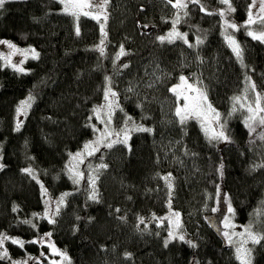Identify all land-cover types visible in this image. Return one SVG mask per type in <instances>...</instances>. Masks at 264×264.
Returning <instances> with one entry per match:
<instances>
[{
    "label": "trees",
    "instance_id": "obj_1",
    "mask_svg": "<svg viewBox=\"0 0 264 264\" xmlns=\"http://www.w3.org/2000/svg\"><path fill=\"white\" fill-rule=\"evenodd\" d=\"M250 1L231 0L236 19L246 20ZM200 2L211 9L221 5ZM210 12L216 14L189 4L176 25L187 43H161L157 37L172 28L177 13L168 0H109L101 56L97 21L81 16L77 36V22L59 0H5L0 39L36 47L39 55L28 59L31 68L24 72L0 61V234L26 242L21 248L8 241L10 259L0 264H11L27 250L39 252L38 243L27 241L48 230L69 253L70 264H241L234 245L224 246L208 219L225 195L238 227L264 236V126L251 132L244 111H232L247 78L264 92V42L244 26L234 31L241 63L225 39L219 13ZM121 45L128 54L115 61ZM182 73L217 108L229 142H210L197 119L180 123L171 89ZM106 77L119 101L114 123L124 125L131 117L129 123L153 131L132 132L126 145L103 146L82 164L84 172L107 165L97 173L98 199L92 201L86 176L76 184L68 167L71 155L93 135L92 114L104 99ZM30 94L34 99L17 131L18 105ZM26 168L41 176L51 194L69 190L54 224L44 217L40 184ZM169 173L171 196L163 179ZM170 199L189 238L165 246L167 228L158 216ZM250 248L251 264H264V240L250 241Z\"/></svg>",
    "mask_w": 264,
    "mask_h": 264
},
{
    "label": "snow or ice",
    "instance_id": "obj_2",
    "mask_svg": "<svg viewBox=\"0 0 264 264\" xmlns=\"http://www.w3.org/2000/svg\"><path fill=\"white\" fill-rule=\"evenodd\" d=\"M59 2L63 5L62 11L74 17L76 20V35H80V28H79V20L81 16L83 17H89L99 23L100 26V33H101V39L99 44L97 45V50L100 52L101 56L104 55L105 51V42L107 41V36L108 33L106 31V25L108 21V13H107V5L109 3V0H59ZM169 4H172L174 8L177 9H187L189 4H196L200 6V10L202 12H206L208 15H213L216 13L208 11L203 4H201L200 0H175V3H173V0H168ZM221 3L225 4L228 6L227 8V13L234 12L235 9L231 6L230 0H221ZM5 4V0H0V8H3ZM258 5V12L254 13L253 9L256 8ZM226 12L221 11L219 15L221 17H224ZM188 13L187 11L184 12V15L186 16ZM181 17L178 14L175 19H173L172 24H173V29L171 32H169L166 36H160L157 37V39L163 43L167 41L168 43H172L175 39H182L187 43L186 36L187 34L180 33L176 30V25L180 23ZM254 24H260L264 26V0H253L252 4L249 5V10H248V18L245 22L244 27L246 28H251L252 25ZM224 26L225 30L227 29H233V30H239V27L235 24L230 22L229 20L225 19L224 20ZM145 27H147L145 25ZM249 36H251L253 39L259 40L261 42H264V32H260L257 34L254 31L249 30L247 33ZM225 39L228 41L229 46L231 47L233 53L237 57L238 60L243 63V50L240 46V44L234 39L233 36L231 35H226ZM0 43H5V42H0ZM197 43H203L201 40H197ZM191 47V45H189ZM8 47L10 49H13L14 51H20L19 49H16V46L9 43ZM33 52V58H38V53L35 52V50H31ZM128 53L125 51L123 45L120 46V50L117 53L115 57V61H119L121 57L127 55ZM13 67H16L13 65ZM123 68H127L128 65L124 64L122 65ZM17 71H24L23 68H17ZM181 82L185 85L186 89H189L193 92L196 93V96L192 98L195 102L194 103H189L188 101L190 98L188 96H184V99L186 103L184 104L183 107H178L176 109V115L180 118V123L183 125L187 122L188 119L194 118L200 121L201 128L204 131L206 137L209 139L210 142L212 141H229V136L226 134V131L224 129V125L220 122V113L217 112L210 103H208V98L207 94L202 91L199 88H193L192 85L187 84V78L181 76ZM248 83H249V88L252 91H255L256 85L254 82L251 81V78H247ZM106 81L108 82V87L106 88L104 92V99L106 101L105 105L100 106L99 108L94 109V115L98 120H101L102 123H104L105 128L104 131L101 132V135L97 138L95 142H90L89 144L85 145V152H78L72 156V160L76 161V163H71L68 167L69 175L70 178L73 180L74 183L79 184L81 179L83 178L84 174L83 172L78 170L77 165L82 164L84 162V156L85 154L87 156H92L96 152L100 151V146L103 145L104 147L107 148H112L114 144L116 143H121V144H127L128 140L130 139V135L132 132H152L153 130L151 128H146L142 125H136L134 122L132 123V126L129 127V122L131 121V117H128L125 120V127L120 129L119 132H113L109 131L110 125H111V117L113 115L114 109L118 108V104H114L113 100L110 99V97L114 98L116 97V93L112 90L111 88V78L106 77ZM177 87H174L171 89L174 93L177 94L179 97L182 95L181 92H177ZM132 89H129L131 91ZM248 89H246L247 91ZM34 98L32 96H29L28 100L22 101L21 105L17 108V116L20 117L21 115H25L27 113V110L31 107V102ZM246 100L247 97H234V104L232 111L236 112L237 111V105H239L240 108H247V111L249 113L248 117L245 119V125L246 127L249 128L251 132H255L256 128L253 127V124H258L260 126H264V107L261 106L260 104V99L261 96L259 93H256V103L255 106L253 105H248L245 103H242L241 101ZM107 110L105 115L106 119H102L101 113ZM122 111V109H121ZM91 119V118H90ZM22 126V121L18 119L17 124H16V130L19 131L20 127ZM95 131H99L98 129H95ZM112 137H115V139H112ZM264 139V136L261 137ZM4 165L0 164V168H3ZM102 168H107L106 164H101L97 166L96 169L93 171L96 173H99L100 169ZM222 168L223 165H221V175H222ZM23 171L29 175H32L33 178H35L34 172L30 168L23 169ZM96 176L90 175L89 176V182L92 185V191L89 195V199L92 201H97L98 199V194L95 190V184H96ZM163 179L168 183V189H169V195L171 196V191H172V183H171V173H169L167 176H165ZM43 189V185H41ZM46 194V190H44ZM218 194H219V189H218ZM67 195V194H65ZM227 198V197H225ZM64 203V196H61L60 200L57 202L56 209L54 212H51L50 209H46L44 213V217L48 219V222L51 224H54L55 221V216L59 214L60 207L63 206ZM15 211V209H13ZM117 211H119L117 209ZM217 211V209H213V212ZM227 211L229 213H233V209L231 208V205L229 204ZM51 213V214H50ZM38 215V214H34ZM176 216V222H175V228L179 229L180 228V223H179V213H174ZM25 224H32L31 220H25L23 221ZM141 223H143V219H141ZM33 227H35L34 224H32ZM225 227L231 228L233 225H231L230 220L228 217H225ZM50 233L45 234V236H50ZM224 235L227 237L228 242H232V235H240L243 237H246L244 240L241 241L240 247L236 249L237 253V259L240 260L241 264H251V249H248L245 247L247 242L250 240L253 244H259L261 240H264V236L255 234L252 232L251 227H246L244 229L243 233H232L229 234L228 232H225ZM5 239H11V242L13 244L19 245L21 248H23L25 241H22L17 238H9L6 236H3L0 234V249H3L0 251V260L4 259H10L9 254L6 248H3L4 241ZM179 239L180 241H185V237L180 234L177 235L174 232L170 231L169 232V239L165 241V246L171 241ZM44 237H41L39 240L33 239L31 241H27V243H43ZM190 246L195 247V244L192 243V241H186ZM48 247L51 249L53 254L60 255L63 260H67L66 253L60 252L58 249L54 247L51 243L48 244ZM43 255V253H41ZM130 255V254H129ZM29 259H32V257H29ZM11 264H27V261H12ZM50 264H58L56 261H51Z\"/></svg>",
    "mask_w": 264,
    "mask_h": 264
},
{
    "label": "rangeland",
    "instance_id": "obj_3",
    "mask_svg": "<svg viewBox=\"0 0 264 264\" xmlns=\"http://www.w3.org/2000/svg\"><path fill=\"white\" fill-rule=\"evenodd\" d=\"M230 2H231V0H230ZM252 2H253V0L250 1V4H252ZM173 3H175V0H173ZM220 3H221V0H220ZM231 6L235 9V7H234L232 2H231ZM204 7L208 11H213V10L215 11L216 10L217 13H220L221 11H224V12L227 13V8H228V6L223 4V3H221V5L219 7H217L216 9L208 8L206 5H204ZM62 9H63V5H62ZM258 10L259 9H258V5H257V7L253 9V12L256 13V12H258ZM176 11H177L176 16L179 14L180 17H181L182 9H177L176 8ZM247 18H248V14H247L246 20H247ZM225 19L229 20L232 23H235L239 28L245 25L246 20L240 21V20L236 19L235 11L231 12V13H227L224 17H221L222 26H223L225 34L233 36L234 39L238 42L237 38L233 35L234 31H236V30H233V29H230V28L227 29V31L225 30V26H224V20ZM172 29H173V26H172V28H170L168 30V32L164 36H166L169 32H171ZM176 30L178 31L177 26H176ZM249 30L254 31L257 34H259L260 32H264V26H262L260 24H254V25L251 26L250 29L246 28L247 32ZM0 42H5V43H0V61H1V63L3 65L10 66V67H12L14 69L23 68L24 71H29L30 70L31 67H30V65L28 63V59L31 58V57L33 58V52L31 51L33 49L35 50L36 53L39 54V51H38V49L36 47L23 45V44H20L18 42H15L12 39H0ZM9 43L15 45L16 49H19L20 51H14L13 49H10L8 47ZM13 65H15L16 67H13ZM24 71H22V72H24ZM181 76L186 77L187 78V84L192 85L193 88H199L202 91H204V89L197 82L191 80L189 77H187V75H185L183 73L180 74L178 76L177 80L175 81L174 87L179 86L177 88V92H181L182 95H180L178 97L177 94L174 93L175 99H176L175 100L176 101L175 111H176V109L178 107H183L184 104L186 103V101L184 99V96H188L190 98V100L188 101L189 103H194L195 102L192 98H194L196 96V93L191 91V90H189V89H186L185 85L181 82V79H180ZM246 89H248V90L246 91ZM112 90L115 92V90L113 88H112ZM256 93L260 94V96H261L260 104H261L262 107H264V92L262 90H258V89H255V91L250 90L249 83H247L246 87L241 92H239L235 97H238V96L242 97V98L243 97H247L246 100L242 99L241 102L245 103V104H248V105L255 106ZM30 96H31V94H30ZM28 98H29V95L25 96L24 98H22L20 103H19V105H18V107L21 105L22 101H26V100H28ZM207 98H208V103H210L212 105V107L217 112H219L217 110V108L214 106V104L210 101L208 96H207ZM110 99L113 100L114 104H118L119 105V101H118V96L117 95L114 98L110 97ZM105 103H106V101H105V99H103V101L99 105H97L96 108H99L100 106L105 105ZM237 108L242 109L244 111V114H245L244 122H245V119L249 115V113L247 111V108L246 107L245 108H240L239 105H237ZM116 109L117 108L114 109L113 115L111 117V125H110V128H109V131H113V132H119L120 129L125 127V124L124 125H116L114 123V113H115ZM28 110H27V112H28ZM106 111L107 110L105 109V111L101 113L102 119H106L107 118L106 115H105ZM25 115H21L20 117L17 116V118L19 120H23ZM262 115H264V113H262ZM178 119L180 120L179 117H178ZM220 122L224 125V122L222 121L221 116H220ZM92 126H94L95 129H98L99 131H95L94 128H93L92 137L89 138L78 150H76L71 155V159H70L71 163H76V161L72 160V156L74 154H76L78 152H85V145L89 144L90 142H95L97 140V138L101 135V132L104 131L105 125H104V123L101 122V120H98L96 118V116L94 115V111H93V114H92ZM128 126L131 127L132 123H129ZM253 127H260V125L254 123ZM224 129L226 131L225 125H224ZM226 134H227V132H226ZM112 139H115V137H112ZM229 141H230V139H229ZM229 141H218V143L220 145H222V144H224L226 142H229ZM101 147H103V145L100 146V149H101ZM89 157L90 156H87L85 154L84 162L82 164L88 163ZM70 162H69V165H70ZM1 163L2 162H1V152H0V164ZM82 164H78L77 167H78V170L83 172L84 176H86V178L88 179V182H89V176L90 175H93V176L97 177V173L93 171L94 170L93 166L90 167L87 172H84ZM33 172H34L35 178L38 180V182L40 184V187H41V185H43V189L41 187V191H42V194L44 196V203H45L43 213H45L46 209H50L51 212H54L55 209H56L57 202L60 200L61 196H64V203H65V200H66V197H67V195H65V194H67L69 192V190L64 192L61 195L55 196V195L51 194L48 191V188L45 185V183H44L43 179L41 178V176L36 171H33ZM96 183H97V178H96ZM89 184H90V182H89ZM90 186H91V189H92V185L91 184H90ZM95 186H96V184H95ZM44 190H46V194H45ZM225 197H227V196H225V195L222 196V200H221V202H220V204H219V206L217 208V211H219L222 207L226 208V214L223 217L222 222H221V225H222V228H223V234L225 232H228L229 234H232V233H236V234L243 233L244 229H240L238 227L239 223H237L235 221V219L233 217V214L229 213L227 211L229 204L231 205L232 209H233V205H232L230 199L228 197L227 198H225ZM174 213H179L180 214L179 215V223H180V228L179 229L175 228V222H176L177 218L174 215ZM225 217L229 218L230 223H231V225H233V227H231V228L225 227ZM181 218H182L181 217V212L177 208L173 207L171 199H170L168 201V209H167V211L164 214H161L160 216H158V222L160 224L161 223L166 224L167 233H168L167 238L168 239H169V232L170 231L174 232L177 235L182 234L185 238H189L187 233L184 232L183 230H181ZM47 233H50L51 235L50 236H45V234H47ZM2 235L6 236V237H9V238H17V239L22 240L19 237H10V236H7L5 234H2ZM41 237H44V240H43V243H38L40 245V251L39 252H32V251H28L27 250L26 253L23 256H17V257L13 256V261H27V264H50L51 261H56V262H58V264H70V255H69V253L66 250L62 249L55 242V240H54V238L52 236L51 230L43 232V233L33 237L30 240H33V239L39 240ZM245 238L246 237H243V236H240V235H232L231 244L234 245L235 249H237L238 247H240L241 241L244 240ZM226 239H227V237H226ZM8 241H11V239H5L3 248H6L7 251H8L9 256H11L10 251L8 250V246H7L8 245ZM22 241H25V240H22ZM227 241H228V239H227ZM49 243L54 245V247L56 249H58L60 252L66 253V256H67L68 259L67 260H63L60 255L53 254L51 249L48 247ZM245 247L248 248V249H251L250 248V240L247 242ZM1 250H3V249H1ZM41 253H43V255H41ZM29 257H32V259H29Z\"/></svg>",
    "mask_w": 264,
    "mask_h": 264
},
{
    "label": "water",
    "instance_id": "obj_4",
    "mask_svg": "<svg viewBox=\"0 0 264 264\" xmlns=\"http://www.w3.org/2000/svg\"><path fill=\"white\" fill-rule=\"evenodd\" d=\"M221 200L222 198H220V202ZM225 214H226V208L222 207L219 211L215 212L213 215L209 217L208 222L212 230L216 233V235H218L222 239L224 246H227L228 241L223 234V228L221 225L222 219L225 216Z\"/></svg>",
    "mask_w": 264,
    "mask_h": 264
},
{
    "label": "bare ground",
    "instance_id": "obj_5",
    "mask_svg": "<svg viewBox=\"0 0 264 264\" xmlns=\"http://www.w3.org/2000/svg\"><path fill=\"white\" fill-rule=\"evenodd\" d=\"M175 96V95H174ZM175 106H176V102H175ZM176 112V111H175Z\"/></svg>",
    "mask_w": 264,
    "mask_h": 264
}]
</instances>
